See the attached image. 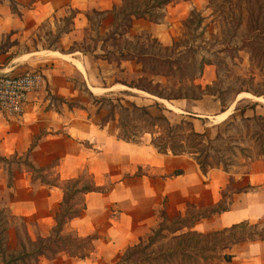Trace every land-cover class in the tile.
<instances>
[{"label": "crops", "instance_id": "0c3cea01", "mask_svg": "<svg viewBox=\"0 0 264 264\" xmlns=\"http://www.w3.org/2000/svg\"><path fill=\"white\" fill-rule=\"evenodd\" d=\"M206 1L175 0L164 8L160 23L133 18L130 28L106 40L114 31L116 18L122 17L123 0H0V73L40 71L50 94L63 101L50 107L45 96L33 94L22 117L10 118L0 112V210L16 222L1 228L8 254L22 252L18 222L26 223V235L32 242L52 235L67 193L64 184L73 183L75 196L83 198V210L64 225L61 236L71 235L76 242L95 237L89 245L92 249L87 250L90 256H71L72 243L64 241L55 254H36L27 264H116L133 243L134 231L150 226L159 208L185 215L189 203L194 202L198 209L215 207L223 200L221 193L232 176L243 192L233 193L229 209L195 222L185 232L208 234L242 222L263 226L264 156L246 158L242 168L234 167L239 172L214 167L204 174L188 155L163 154L151 143L154 153H149L139 149L141 142L119 139L117 122L104 124L106 116L94 110L100 98L123 92L154 98L169 111L190 119L198 133L209 135L215 120L225 122L233 117L234 107L222 113L214 95L169 102L130 88V83L144 77L162 85L167 78L144 73L142 64L121 57L128 51L138 52L130 45L139 38L165 46L180 41L184 23L192 12L203 10ZM44 36L56 40L52 47L42 46ZM125 40L130 42L128 46L121 45ZM5 59L6 66L2 64ZM208 101L214 104L210 110L193 107ZM249 111L255 112L248 110L245 117L250 116ZM198 123L203 131L198 130ZM123 145L127 152L120 150ZM90 166L92 171L86 172ZM139 169L147 173L135 175ZM177 171L183 174L175 175ZM85 172L92 182L83 188L98 190L77 192L83 189ZM102 174L112 178L105 189ZM223 255L233 256L231 263L224 264H264V240L234 245Z\"/></svg>", "mask_w": 264, "mask_h": 264}, {"label": "rangeland", "instance_id": "374dc122", "mask_svg": "<svg viewBox=\"0 0 264 264\" xmlns=\"http://www.w3.org/2000/svg\"><path fill=\"white\" fill-rule=\"evenodd\" d=\"M158 1L159 0H126L124 10L130 9L131 6L145 9L147 4H150L151 6ZM164 10L165 9H153L152 12L160 17L162 14H165ZM199 17L203 18L202 21L198 20ZM183 30V38L169 46H165L157 40H149L146 42V40L142 38L132 42L130 46H134L138 49L137 51L141 53H154L162 57L165 55H171L175 58L178 57L179 54L183 53V51H186V49H190L187 58L183 59L181 62V68L183 67L182 71H186L185 73L189 74L187 76H180L179 71L175 70V75L170 79H167V83L163 85L166 86L164 92L167 94L174 95L172 92H177L179 89L190 92L195 89L198 84H202L203 87H205L208 85L206 82L212 80L209 93L214 92L218 94V92H221V97L226 101H224L225 106H222L221 104V110L224 107L229 110L233 106L234 109L232 111H234L237 106L240 109H243L250 103H259V106L256 108L254 114H252V111L248 112V115L250 116L246 117L248 118L246 121L242 120L240 111H234L236 114L233 117H230L229 120L225 122L215 120L217 124L209 127L208 137L211 139H214L219 132H222L225 137L229 136L227 142L216 143L218 150H220V152L230 160L225 162L228 166L227 168H224V165L220 161H217L216 156H214V166L227 170L230 173L231 171L234 172L236 171L234 170V167H243L244 160H246V158L251 157L255 159L264 156V96L257 97L254 95V92L257 91L264 94V0H207L203 10L192 12L190 17L184 23ZM112 38L114 37L106 38V40H110ZM53 41L56 40L54 38L44 36L42 46L44 48L52 47ZM118 43H120V40L117 44ZM129 43L125 40L121 43V45L128 46ZM203 63L206 65L202 76H200V66ZM2 64L6 66V59L2 62ZM152 65L145 63L146 71H150L153 68ZM155 65H157V63ZM38 72L42 74V72ZM42 75L44 76V74ZM129 85L146 86V82H132ZM239 91L244 92L241 95H237ZM114 94L116 95H110L108 97L113 99L120 97L124 100V104L126 106H129V102L136 103L139 106H148L153 115L161 116L164 114L174 125L179 124L183 118H186L182 114L173 113L156 107V100L147 95L136 93L130 96L123 92H116ZM37 96H45L49 101L50 107H58V105L62 103L50 94L47 82L46 88ZM108 97L105 96L100 99ZM68 105H72L70 106L71 108L78 107L77 104L68 103ZM213 105L214 104L212 102L208 101L204 102V104H193V107H199L198 109L205 111L207 109L210 110ZM109 109L110 107L104 102L102 104L101 100L96 107H94V110H98L103 116H107L109 114ZM117 113L118 115L116 118L118 119L120 116L119 109L117 110ZM256 116H262L263 119L255 120L254 117ZM126 117L127 118L124 119V123L128 124V132H131L132 135L136 134L138 136L137 138L143 136L140 139V146L142 147H139V149L148 151L149 153H154L153 148L149 144L151 143V135H144L150 127L147 124H144L143 118L139 117L137 113H134L133 111ZM186 120L190 121L188 118H186ZM198 125V130L203 131L202 126L199 123ZM114 126L115 125L113 124L111 125V130L115 133ZM185 129L187 130L189 128L185 127ZM153 130L156 137L166 133L165 128L163 127H157ZM188 133L189 132L185 131V134ZM185 142L188 146L190 145L189 141ZM230 146H234L236 149H230ZM126 147L127 146L123 145L120 150L122 152H127ZM134 147L138 150V146ZM107 153L108 155L112 154L110 149L107 150ZM230 163H232L233 166H230ZM88 171H92L91 166L87 168L86 172ZM86 172L81 179V188H83V186L90 185L92 182L90 175H88L89 173ZM236 172H239V169H237ZM146 173V170L139 169L135 172V175H143ZM100 178L105 183L104 186H102L104 189L111 186L112 178L109 174H102ZM234 184L235 178L232 176L230 184L227 185L221 193L223 195V200L220 203V209L229 207V198H231L236 190L243 189L235 186ZM76 187L77 186H73L72 184H64V189L69 194H72V199L69 203V208H71L72 211H78L83 207L82 196H75L76 194L74 192ZM193 203H189L187 205L185 215L169 213L165 210V206L159 208L151 218V225L145 226V229L134 231L136 236H134L133 243H129L128 247L124 250L126 251L130 247H136V245L140 243H142V248L152 239L154 245L147 248V250L143 252L144 254L142 253L139 255L150 254L153 250L158 252L161 248L167 247L171 243L173 237L184 233L186 229L174 233L176 230L182 228L184 225H189L194 219H197L199 216L207 215L210 212L211 207H206L205 203H201V205L205 206H202L200 209L195 208ZM9 221L13 224L16 223L15 220L6 214L4 210L2 212L0 210V234L1 228L6 226ZM17 225L19 228V243H21V245H26L30 251L35 250V248L38 247L39 242H28L30 239L26 235V223L22 224V222H18ZM251 230L254 231V229L247 228V231ZM262 230H264V223L263 226L259 228V231ZM2 237L4 238V233L3 235L1 234V238ZM53 237L56 239L58 235L53 234ZM68 237L73 239L71 235ZM1 242L0 252L4 251L6 259H9L10 254H8L6 246L7 241L1 239L0 243ZM223 254V252L215 254V259L210 262V264H224ZM35 256L36 254H33L30 257ZM137 257L139 256H133L132 261H135ZM2 263L3 262L0 260V264ZM161 263L162 261H160L159 264Z\"/></svg>", "mask_w": 264, "mask_h": 264}, {"label": "trees", "instance_id": "16d2710c", "mask_svg": "<svg viewBox=\"0 0 264 264\" xmlns=\"http://www.w3.org/2000/svg\"><path fill=\"white\" fill-rule=\"evenodd\" d=\"M125 1L123 0L122 7V17L116 18V26L114 31L108 35L107 38H111L115 35H119L123 33L124 28H130L131 22L133 18L136 19H148L154 23H160L163 19L164 15L159 17V15H155L152 12L153 9H164L167 5L171 4L175 0H159L157 3L150 6L147 4L145 9H140L137 7L131 6L130 9L124 10ZM14 10L15 5H14ZM203 18L199 17L198 20L202 21ZM187 27V26H186ZM190 49H186L183 53L179 54L178 57H174L171 55H165L164 57L154 54V53H141L136 51H128L126 54H122L121 57L129 60H136L138 63L144 65V73H148L151 76H163L170 79L176 73L175 70L179 71L180 76H187L183 67L181 68V62L183 59L187 58ZM193 59V57L191 56ZM145 63L153 64V68L150 71H146ZM157 63V65H155ZM205 63L200 66V76L204 71ZM158 67V69H157ZM139 82H146V86L144 85H129L130 88L138 89L140 91L146 92L152 96L157 98L167 100V101H175V100H193L198 101L201 100L205 95H214L220 100L222 106H225V100L221 97L222 93L218 92V94L212 92L209 93L211 87L207 85L203 87L202 84H198L195 89L192 91H183L179 89L177 92H172L174 95L167 94L164 92L166 86H163L160 83L154 84L152 80H149L147 77L142 78ZM244 91H239L237 95L243 94ZM176 93V94H175ZM254 95L257 97H263L264 94L259 91L254 92ZM225 101V102H224ZM63 102V101H61ZM100 102V101H98ZM106 103L110 109L109 114L103 119V123L107 124L109 122H117V129L119 130L118 138L127 142L139 143L140 138L138 136L132 135L131 132H128L127 123H124V119L129 113H137V115L143 118L144 124H147L150 128L147 129L144 135H151V145L156 148L160 153L163 154H173L174 156H182L188 155L192 157L200 166L201 171L204 174H207L208 171L214 168V156L217 157V161L221 162L224 165V168H227V164L225 162L230 161L227 159L216 147V143L218 142H227L229 136L225 137L221 133H219L214 139L208 137L207 133H198L195 131L193 127V123L191 121H187L186 118L179 123L174 125L170 119L166 115L161 116H153L146 106H139L136 103L129 102V106L124 104V100L120 97L113 99L111 97L101 99V103ZM72 106V105H70ZM259 106V103H250L245 108L240 109L238 106L236 107V111H240L242 115V120L246 121L248 118L245 117V114L248 110H256ZM156 107L167 110L162 106L161 103L156 101ZM120 110V116L117 119V110ZM228 111L225 107L222 109V113ZM255 120H262V116L254 117ZM119 123V124H118ZM163 127L165 128L166 133L160 135L158 137L155 136L154 128ZM188 127L189 129H185ZM189 132L188 134H185ZM189 141L190 145L188 146L186 142ZM230 149L236 147L230 146ZM228 148V149H229ZM232 163H230V166ZM183 174L182 171L175 172V175ZM76 186V183L72 184ZM98 190L94 187H84L82 190L77 192H93ZM237 193L243 192L242 189L236 190ZM76 193V191L74 192ZM73 193V194H74ZM72 194L65 193L62 207L59 213L56 216V226L53 230V233L48 238H38L36 242H39L38 247L32 251V253H27L26 245L22 246V252L18 255L10 254L9 259H6L5 252H0V258L4 262V264H27V259L33 254H44V253H54L58 250L62 249L60 247V243L65 245V242L72 243L73 250L70 251L71 256H78L79 258H87L90 256V253L87 250H91L89 245L91 241L95 239V237L88 238L85 241H81V243H77L75 239H70L69 237H62L61 233L64 225L69 221L76 217H78L81 213L82 209L78 211H72L69 208V203L72 199ZM221 204H218L215 207H211L210 212L207 215L199 216L197 219H194L192 223L189 225H184L182 228L176 230L174 233L178 231H182L183 229L190 228L195 222L200 221L205 218H209L216 213H221L227 211L229 208L220 209ZM220 209V210H219ZM262 225L260 224H252L250 222H242L240 224L233 225L230 228H226L222 231H216L208 234H200L193 231H187L179 236L173 237L171 243L165 247L161 248L158 252L151 251L149 254H142L154 245L153 239L144 247L141 248L142 243L136 245V247L128 248L121 259L116 264H210L215 257L214 255L218 252H225L228 249H231L232 246L241 244L248 241L255 240H264V230L259 231V228ZM247 228L254 229V231H247ZM53 234H57L58 237L54 239ZM4 239L1 238L0 240ZM28 242H32L28 240ZM34 243V242H32ZM2 242L0 243L1 246ZM59 245V246H58ZM65 247V246H64ZM144 254V253H143ZM133 256H139L135 261H132ZM224 262L231 263L233 256L232 255H223Z\"/></svg>", "mask_w": 264, "mask_h": 264}, {"label": "built area", "instance_id": "2783aa9c", "mask_svg": "<svg viewBox=\"0 0 264 264\" xmlns=\"http://www.w3.org/2000/svg\"><path fill=\"white\" fill-rule=\"evenodd\" d=\"M46 88V80L38 71L21 74L0 73V112L10 118H20L26 111L30 96L39 95Z\"/></svg>", "mask_w": 264, "mask_h": 264}, {"label": "bare ground", "instance_id": "6f19581e", "mask_svg": "<svg viewBox=\"0 0 264 264\" xmlns=\"http://www.w3.org/2000/svg\"><path fill=\"white\" fill-rule=\"evenodd\" d=\"M229 114V112L226 113V115Z\"/></svg>", "mask_w": 264, "mask_h": 264}]
</instances>
